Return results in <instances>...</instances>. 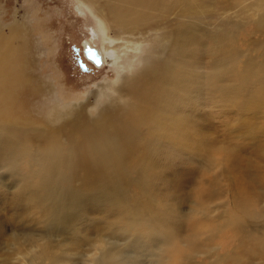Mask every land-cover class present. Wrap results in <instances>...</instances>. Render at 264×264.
<instances>
[{
	"label": "rangeland",
	"instance_id": "obj_1",
	"mask_svg": "<svg viewBox=\"0 0 264 264\" xmlns=\"http://www.w3.org/2000/svg\"><path fill=\"white\" fill-rule=\"evenodd\" d=\"M103 1L94 0L91 6L82 0H0V32L10 34L15 29L21 35L16 44L23 48L26 72L37 91L25 101L34 122L45 127L58 125L79 107L95 113L113 95L127 67L136 71L148 47L161 46L157 40L163 28L135 33L107 29L103 16L109 14ZM263 9L264 0H193L195 23L208 40L201 38L195 54L184 63L196 77H192L195 84H187V91L181 93L184 101L177 104L178 110L189 108L197 115L215 111L221 116L219 108L235 107L237 96L238 103L241 99L264 103V93L258 89L264 78L237 86L229 79L225 89L216 87L213 79L220 68L213 65L211 56V39L230 31L235 33V47L248 55L245 43L260 38L251 21ZM177 13L173 8L166 13L167 18ZM236 20L242 22L239 29L231 23ZM221 43L232 48L225 35ZM107 49L121 55L117 65L105 53ZM99 51L105 54L106 62ZM238 63L241 69L243 62ZM229 64L230 60L225 66ZM231 116L235 119L237 111ZM222 131L220 127L209 131L216 147L209 156L190 152L183 143L172 146L163 142L156 158L164 161V166L149 173V198L132 175L124 210L112 211L110 205L91 200L87 203L92 205L85 203L81 211L78 204L80 218L62 203L65 173L59 177V185L45 186L41 179L27 177L36 170L27 161L0 154V264H90L91 253L106 237L125 240L129 250L141 251L137 264H262L259 246L264 238L258 241L255 237L260 230L244 222L239 231L235 216L247 210L255 219L264 217V139L258 156L242 158V165L246 163L242 172L223 161L226 141ZM141 136L138 153L145 152L153 138L145 132ZM30 146L41 153L47 149L41 142ZM144 203L152 215L146 214ZM136 208L139 213L131 223L130 214ZM154 231L158 233L156 240L150 238ZM135 235L141 237L142 247L136 245ZM120 246V250L127 249V244Z\"/></svg>",
	"mask_w": 264,
	"mask_h": 264
},
{
	"label": "bare ground",
	"instance_id": "obj_2",
	"mask_svg": "<svg viewBox=\"0 0 264 264\" xmlns=\"http://www.w3.org/2000/svg\"><path fill=\"white\" fill-rule=\"evenodd\" d=\"M82 1L93 6L94 0ZM102 4L109 14L103 16L107 29L120 28L135 33L154 27L163 28L164 32L157 40V45L161 46L148 47L136 71L126 66L128 71L113 89V95L108 97L105 105L97 106L95 113H87L83 107H79L70 112L67 118L64 117L60 124L45 127L34 122L25 106L26 96L37 91L32 77L26 72L23 48L16 44L21 35L15 29L10 34L0 32V154L9 155L14 161H27L36 169L27 177L39 178L45 186L59 185L58 179L65 173V177L62 176L65 192L63 186L60 191L62 203L67 204L66 208L76 212L79 218L82 213L78 212V204L81 211L84 204H90L87 201L91 200L110 205L112 211L124 210L127 184L132 175L149 198V173L159 171L164 166V161L156 158L162 147L160 144L167 142L176 146L183 143L188 151L209 156L216 149L209 133L213 127L223 128L222 137L226 141V146L222 148L225 153L223 161L245 172L246 163L242 165V158L261 153L264 139L263 102L241 99L238 103L237 96L235 107L229 109L226 105L219 108L221 116L215 111L197 115L189 108L184 111L177 108V104L184 101L181 93L187 91V84H195L192 78L196 77L195 71L184 63L195 54L196 44L201 38L208 40L207 34L195 23L193 0H104ZM173 8L178 10L177 15L167 18L169 14L166 13ZM251 22L260 38L245 43L248 55L235 47V33L231 31L221 32L220 35L216 31L217 35L211 39L214 45L211 44L212 63L220 68L213 79L216 87L225 89L229 79H234L237 86L239 82L264 78V9ZM231 23L235 29L242 25L239 20ZM224 35L233 49L221 43ZM106 52L112 58V63L117 65L122 60L114 49H107ZM98 54L103 56L100 51ZM105 57L104 54V60ZM228 60L230 64L225 66ZM238 61L243 62L241 69L237 68ZM258 89L264 93V79ZM236 111L238 116L233 119L231 114ZM261 120L263 123H260ZM141 132L153 138L145 152L138 153L136 146L142 142ZM179 134L183 137L180 138ZM40 142L47 146L45 153L30 146H39ZM100 189L104 190L97 191ZM143 207L147 215H152V210L145 203ZM138 213L137 208L132 209L130 222ZM103 219L105 222L106 219ZM235 219L239 231L244 222L252 223L255 229L260 230L255 234L257 240L264 238V217L255 219L251 211L245 210L239 211ZM112 223L116 225V222ZM159 229L167 232L163 226H159ZM125 235L128 239L126 232ZM134 237L136 245L142 247L141 237ZM157 237V232L151 233L150 238L156 240ZM104 241L91 253L93 259L90 264H137L136 260L142 255L141 251L129 250L130 246L125 240L106 237ZM122 244H127V249L120 250ZM259 248L262 254L260 262L264 264V244ZM244 256L249 259L247 255Z\"/></svg>",
	"mask_w": 264,
	"mask_h": 264
},
{
	"label": "flooded vegetation",
	"instance_id": "obj_3",
	"mask_svg": "<svg viewBox=\"0 0 264 264\" xmlns=\"http://www.w3.org/2000/svg\"><path fill=\"white\" fill-rule=\"evenodd\" d=\"M102 55H104V53H103ZM103 60H104V58H103ZM104 61H105V60H104Z\"/></svg>",
	"mask_w": 264,
	"mask_h": 264
},
{
	"label": "snow or ice",
	"instance_id": "obj_4",
	"mask_svg": "<svg viewBox=\"0 0 264 264\" xmlns=\"http://www.w3.org/2000/svg\"><path fill=\"white\" fill-rule=\"evenodd\" d=\"M89 51H91V50H89Z\"/></svg>",
	"mask_w": 264,
	"mask_h": 264
}]
</instances>
